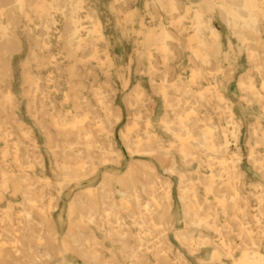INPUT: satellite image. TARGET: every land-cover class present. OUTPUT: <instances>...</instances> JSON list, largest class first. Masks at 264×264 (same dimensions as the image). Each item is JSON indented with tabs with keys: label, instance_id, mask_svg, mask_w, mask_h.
I'll return each mask as SVG.
<instances>
[{
	"label": "bare ground",
	"instance_id": "bare-ground-1",
	"mask_svg": "<svg viewBox=\"0 0 264 264\" xmlns=\"http://www.w3.org/2000/svg\"><path fill=\"white\" fill-rule=\"evenodd\" d=\"M142 7L172 24L146 55L151 92L137 83L120 94L132 123L122 156L117 89L142 55L109 44L136 34ZM262 30L264 0H0V264H189L186 251H208L203 264H264ZM224 31L239 44L232 56ZM25 43L36 49L20 90L43 149L17 112L12 60ZM182 55L188 81L173 76ZM240 59L250 69L235 87L214 78L212 65ZM157 95L167 144L152 129ZM179 162L196 164V176ZM246 162L261 177L248 190ZM166 171L177 174L174 195Z\"/></svg>",
	"mask_w": 264,
	"mask_h": 264
},
{
	"label": "rangeland",
	"instance_id": "rangeland-1",
	"mask_svg": "<svg viewBox=\"0 0 264 264\" xmlns=\"http://www.w3.org/2000/svg\"><path fill=\"white\" fill-rule=\"evenodd\" d=\"M149 7L147 8H139V12L142 14V22L141 24H139V21H137V24L135 23V31L136 34L134 35L132 33V35L130 34H122V35H118L117 37L115 36L114 39L112 37V41H110L111 43L109 44L110 46L112 45H120V46H125L126 44L128 46L134 45L138 46V52L142 55V57L139 58L138 62H137V69L135 70V64L133 65L132 69H130L129 71H124L123 75H127L130 73V83L124 87L123 89L119 88L117 89V96L116 98L118 99V103H119V107L121 109V116L117 119V121H115L113 123L114 127H113V135L115 138V146L116 148H118V151L120 153H122V156L125 154L126 152V148L125 145L122 143L121 141V133L124 132L125 130H127L129 127L132 126V123L130 121V116L125 114L126 113V109L125 106L122 102V99L120 98L123 92L124 93H130L132 90V87L134 84L137 83H141V85L144 87V89L149 93L151 92L150 90V86H149V80H148V59L146 58V55L149 51H155V44L158 42V35L156 33V31H159L160 27H162L163 24L168 25L169 27H171V19L170 18H166L164 19V21H162L161 19L155 17H151V14L149 12ZM138 20V19H137ZM187 21V19H185ZM139 29H144L146 31H148V33L144 36L140 33ZM264 35V30H262L261 32ZM148 35V36H147ZM227 38H229L230 43H227ZM135 39V40H134ZM220 39L222 40L220 43V48L222 49V54L224 55H229L232 56V54L236 53L235 52V48H237L238 41L235 38L234 35L228 36L226 31L223 32V34L220 36ZM134 40V41H133ZM238 44V45H237ZM232 46L234 49H232ZM36 49V46L34 44L28 45V44H24V46H22L18 51L15 52V56L14 59L12 60V67H13V75H12V81L14 84V87L16 88V97L15 100H17L16 102L18 103L17 108L18 109V117H21L22 120L27 123L29 126H31V128L33 129V131L35 133H37L36 135L38 136V139L41 141L40 145L43 149L44 144L42 143L44 141V136L42 135V133L40 132L36 121L29 116L28 113H26V106H27V101L24 99V96L21 93V87L23 86L22 84V79H23V67L22 65L25 64L26 62L32 66L33 63V51ZM122 57V60L126 61V51L125 50H120ZM132 63H135L132 62ZM250 65H248L246 63V61L241 60L240 62L237 64H235L234 62L230 63L227 61H220V70H214V68L216 66L212 65V72L214 73V78L217 79L218 81L221 82H225L227 84V86H232L235 87V84L238 80V76L246 71H248L250 69L249 67ZM33 68V67H32ZM174 79H181L183 81H188L189 79V75H190V70H189V65L188 63H186L185 61V56L182 55V57H180L174 65ZM39 73L38 75L40 77H45L46 74H44L43 72H41V69H39ZM241 71V72H240ZM33 74V72H32ZM230 76V77H229ZM119 86L121 87V85L119 84ZM118 86V87H119ZM123 93V94H124ZM122 94V95H123ZM60 99L61 101H63L64 99H62L64 93L61 92L60 94ZM125 95V94H124ZM156 97V104H155V109L150 113L151 115V123L153 124L152 129L156 131V134L158 135V137L165 141V144H167V142L169 141V139H171V135L169 133H166L165 130H163L160 127L159 124V119L160 117H162L163 115V108L161 106V98L157 96ZM252 111H254V113L252 114L253 116H257L260 115V111L257 108V106H255L254 108H252ZM264 120V119H263ZM251 122V120L249 121ZM249 122H246V126H249L248 124H250ZM247 128H245L244 132L242 133V139H241V143L243 145L242 148V152H243V159L245 158L247 152H248V144L245 143V139H246V135H247ZM179 166L178 169L180 170L181 173L187 174V175H192V176H196V170L198 169V166H196V164H182L181 162H179ZM247 166V173L245 176V189H251L252 188V183L256 182L258 180H261V177H259L258 174L255 173V171L250 168V165L246 162L245 163ZM36 169V173L39 175L40 174V167L38 166V164H36L35 166ZM205 168V167H204ZM158 169H160V166L158 165ZM127 169H122L121 171H118L117 176H121L123 177L126 173ZM166 174V176H168L167 180H170L169 183V188H170V193L172 195H174L175 192V188L178 182V178H177V174L175 172H170L167 173L163 172ZM52 176V173H51ZM58 177V176H57ZM60 182V179H59ZM264 182V181H263ZM120 187H124V186H120ZM174 200H176V198H174ZM251 204H254L255 201L253 199V196L250 200ZM182 225V224H181ZM182 229V227H180ZM64 230L59 229L56 233L59 235V239H63V236L65 235V233L63 232ZM107 244V243H106ZM173 244L176 246L177 245V241L173 239ZM108 247L109 244H107ZM262 251L264 252V247H261ZM186 254V257L188 258V263L189 264H203L204 261H207L209 258V252L205 251L203 252V254L199 257H196L193 253H190L189 251L184 252ZM220 264V263H219ZM221 264H225L224 262H222Z\"/></svg>",
	"mask_w": 264,
	"mask_h": 264
}]
</instances>
